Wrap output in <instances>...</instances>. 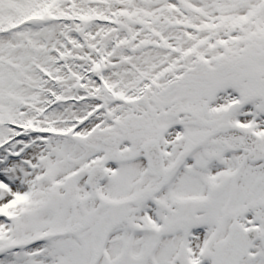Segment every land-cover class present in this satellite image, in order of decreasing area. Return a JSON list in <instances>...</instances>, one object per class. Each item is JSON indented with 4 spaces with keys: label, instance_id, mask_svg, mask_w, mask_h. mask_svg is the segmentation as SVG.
Listing matches in <instances>:
<instances>
[{
    "label": "snow or ice",
    "instance_id": "1",
    "mask_svg": "<svg viewBox=\"0 0 264 264\" xmlns=\"http://www.w3.org/2000/svg\"><path fill=\"white\" fill-rule=\"evenodd\" d=\"M0 264H264V0H0Z\"/></svg>",
    "mask_w": 264,
    "mask_h": 264
}]
</instances>
